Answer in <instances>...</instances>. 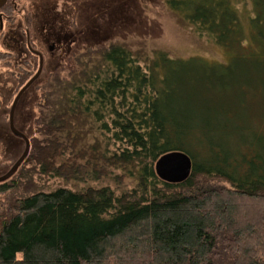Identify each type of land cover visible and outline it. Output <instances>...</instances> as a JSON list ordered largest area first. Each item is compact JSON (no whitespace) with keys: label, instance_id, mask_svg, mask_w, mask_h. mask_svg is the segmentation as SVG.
Returning <instances> with one entry per match:
<instances>
[{"label":"trees","instance_id":"trees-1","mask_svg":"<svg viewBox=\"0 0 264 264\" xmlns=\"http://www.w3.org/2000/svg\"><path fill=\"white\" fill-rule=\"evenodd\" d=\"M250 2L246 33L230 0H166L226 63L113 42L44 76L20 167L63 185L0 212V264H264V0ZM173 151L191 159L179 183L155 172Z\"/></svg>","mask_w":264,"mask_h":264},{"label":"rangeland","instance_id":"rangeland-1","mask_svg":"<svg viewBox=\"0 0 264 264\" xmlns=\"http://www.w3.org/2000/svg\"><path fill=\"white\" fill-rule=\"evenodd\" d=\"M230 1L247 33L250 0ZM25 31L32 46L43 55L41 77L22 94L14 112L15 127L29 139L39 83L79 51L120 42L141 55L153 56L154 51L163 50L173 58L199 57L216 63H226L229 58L224 47L173 13L166 0H15L10 10L3 11V19L0 15V175L24 149L23 140L9 129L8 115L14 96L38 67V57L23 45ZM49 45H53L52 50ZM12 177L17 185L0 193V212L8 211L18 198L63 185L58 178L35 173L30 164L18 168ZM252 203L247 201L246 209L254 206ZM115 261L111 258L104 264Z\"/></svg>","mask_w":264,"mask_h":264},{"label":"water","instance_id":"water-1","mask_svg":"<svg viewBox=\"0 0 264 264\" xmlns=\"http://www.w3.org/2000/svg\"><path fill=\"white\" fill-rule=\"evenodd\" d=\"M5 1L6 0H0V9L4 5ZM28 47L34 54L38 55L39 65L36 72L28 79V81L18 90L14 96L8 115L9 129L13 135L23 140L24 149L12 166L4 174L0 175V183L7 181L16 173L20 165L27 157L30 149L29 138L19 131L14 125V112L20 97L38 79L43 69V55L40 52L32 49L29 43ZM49 49L52 50L53 47L51 46ZM190 171L191 159L187 154L181 151H173L163 154L155 162V172L157 176L166 182H182L189 176Z\"/></svg>","mask_w":264,"mask_h":264},{"label":"flooded vegetation","instance_id":"flooded-vegetation-1","mask_svg":"<svg viewBox=\"0 0 264 264\" xmlns=\"http://www.w3.org/2000/svg\"><path fill=\"white\" fill-rule=\"evenodd\" d=\"M9 3V0H6L5 1V3H4V5L2 6V8L0 9V15H1V17H2V19H3V9H4V7H8L7 6V4ZM25 37H26V41H25V44L23 43V45L25 46V50L27 49V51L29 52V53H31L32 55H35V56H37L38 57V55H36V54H34L31 50H30V48L28 47V43H29V45H30V47L32 48V49H34V50H36L35 48H34V46H32V44H31V42H30V35H29V33H28V31H25ZM53 47V45H49L48 46V48H50V47ZM37 51V50H36ZM39 52V51H38ZM42 54V53H41ZM38 65H39V57H38ZM38 68V67H37ZM37 70V69H36ZM36 72V71H35Z\"/></svg>","mask_w":264,"mask_h":264}]
</instances>
